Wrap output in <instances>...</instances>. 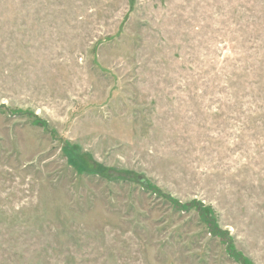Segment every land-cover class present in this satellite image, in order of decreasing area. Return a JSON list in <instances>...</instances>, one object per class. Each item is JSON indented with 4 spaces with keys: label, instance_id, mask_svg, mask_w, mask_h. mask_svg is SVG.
Returning a JSON list of instances; mask_svg holds the SVG:
<instances>
[{
    "label": "rangeland",
    "instance_id": "obj_1",
    "mask_svg": "<svg viewBox=\"0 0 264 264\" xmlns=\"http://www.w3.org/2000/svg\"><path fill=\"white\" fill-rule=\"evenodd\" d=\"M0 264H264V0H0Z\"/></svg>",
    "mask_w": 264,
    "mask_h": 264
}]
</instances>
